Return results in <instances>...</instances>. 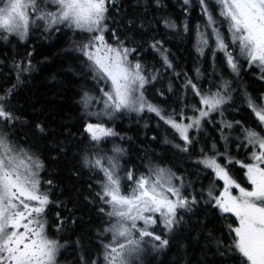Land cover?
Masks as SVG:
<instances>
[{
    "label": "snow or ice",
    "instance_id": "6c2138e0",
    "mask_svg": "<svg viewBox=\"0 0 264 264\" xmlns=\"http://www.w3.org/2000/svg\"><path fill=\"white\" fill-rule=\"evenodd\" d=\"M176 4L0 0V264H156L173 243L170 264H264V0ZM34 32L67 36L75 65L74 115L56 127L17 99ZM186 37L194 76L165 46ZM145 113L179 163L127 159L116 122ZM61 160L78 185L67 195L49 171Z\"/></svg>",
    "mask_w": 264,
    "mask_h": 264
},
{
    "label": "trees",
    "instance_id": "16d2710c",
    "mask_svg": "<svg viewBox=\"0 0 264 264\" xmlns=\"http://www.w3.org/2000/svg\"><path fill=\"white\" fill-rule=\"evenodd\" d=\"M195 2L196 0H193L194 4ZM164 3L168 5V14L173 16L180 15L176 0H164ZM128 11L131 12L132 9L129 8ZM200 19L199 9L195 8L190 17V24L195 26ZM67 40V36L59 33L47 40L40 39L39 33H33L27 42V47L29 50L33 47L35 48L32 59L36 70L30 74L26 83L21 86L17 98L19 106L26 116L32 119H42L53 127L60 125L61 116L69 117L74 115L73 101L76 98L74 96L76 86L73 81L77 80V78L68 69L70 66L75 67V65L72 64L69 56L62 54L61 51L68 46ZM165 46L171 48L177 54L178 63L185 71H188L189 75L194 76L192 67L196 54L191 48V38L186 37L183 40L173 38ZM23 50V47H21L20 51ZM6 51L11 54V46L6 48L0 43V59L4 58ZM210 55L211 53L209 52L208 57ZM148 58L151 59L150 56ZM204 67L207 69V62L204 64ZM0 70L7 72L8 68L0 65ZM243 79L245 82H250L251 74L244 75ZM159 86L157 85V87ZM164 88L166 90V83L164 84ZM237 103L239 104V100H237ZM33 109H37L38 111L34 112ZM243 114V110L239 113H231L229 114V118L232 115L240 118ZM138 119V117L132 115L131 117H125L123 120H117L116 122V130L121 135L132 137V140L127 142H120L119 138H117L118 142L130 150L127 159L139 165V154L145 150H149L153 155H166L169 160L179 163L177 158L173 156V150H171L170 146L160 143V138L163 136V129H157L156 118L151 116V114L145 113L143 114V119H139L137 123ZM145 123H147L148 127H144ZM75 124V119L69 120V125L73 126V130H75ZM152 136H157V140L152 141ZM72 163L73 161L71 160H61L57 164L49 165V171L53 173V178L64 188L66 195L70 193L71 186L77 185V181L68 175V168ZM63 198L61 197V199ZM81 211L87 213V205H84L83 202ZM84 219L86 221L88 220V214L84 215ZM176 249L177 245L173 243L171 249L158 258L156 264H160V262L162 264H170L176 255Z\"/></svg>",
    "mask_w": 264,
    "mask_h": 264
}]
</instances>
